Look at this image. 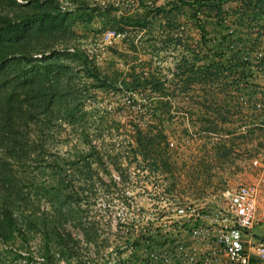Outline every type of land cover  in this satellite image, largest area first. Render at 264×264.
<instances>
[{"label":"trees","instance_id":"trees-1","mask_svg":"<svg viewBox=\"0 0 264 264\" xmlns=\"http://www.w3.org/2000/svg\"><path fill=\"white\" fill-rule=\"evenodd\" d=\"M71 1L72 9L60 10L58 0H0V264H58L60 258L99 264V222L86 219L82 202L101 185L122 193L111 177L103 181L100 171L110 173L105 159L118 170L122 154L138 167L171 172L164 120L173 126L182 113H194L200 100L189 92L192 85L208 95L211 84L233 75L230 84L241 80L252 89L251 66L264 72L263 54L254 56L264 36V0ZM93 17L97 26H91ZM76 20L93 33L106 25L127 27L128 45L135 50L139 41L151 56H132L125 70L103 71L76 42ZM166 46L174 52L171 64L162 66L154 56ZM113 84L146 92L134 100L151 118L144 126L123 125L121 143L110 139L104 149L86 127L81 87ZM203 106L196 117L207 130L209 104ZM64 136L70 142L62 149ZM16 239L26 243L24 253Z\"/></svg>","mask_w":264,"mask_h":264},{"label":"built area","instance_id":"built-area-1","mask_svg":"<svg viewBox=\"0 0 264 264\" xmlns=\"http://www.w3.org/2000/svg\"><path fill=\"white\" fill-rule=\"evenodd\" d=\"M58 6L60 10L73 8L69 0L61 1ZM123 35L122 31L108 28L102 33V41L110 43ZM263 49L264 36L254 56H261ZM167 144L170 147L172 140L167 139ZM111 174L116 183L120 182L116 172ZM154 184L160 185L171 198L162 193L164 200L149 202L143 209L122 200L126 208L134 207V210L128 216L112 218L109 231L99 235L104 244L98 252L99 264H261L264 261V239L254 238L251 231L256 184L239 181L221 190V198L204 200L173 196L172 187L164 179ZM34 259L37 263L43 260L40 255H34ZM59 262L65 264L62 258Z\"/></svg>","mask_w":264,"mask_h":264},{"label":"rangeland","instance_id":"rangeland-1","mask_svg":"<svg viewBox=\"0 0 264 264\" xmlns=\"http://www.w3.org/2000/svg\"><path fill=\"white\" fill-rule=\"evenodd\" d=\"M61 1L63 0H58V4ZM89 1L99 2L101 0ZM102 1L105 3L106 1L115 2L116 0ZM71 3L72 6H74L73 1H71ZM120 5L123 4L121 3ZM91 26H97L96 17H93ZM71 27L77 33L76 42L80 47L84 48L91 57H93L94 62L103 71H110L112 68L125 70L127 68L125 60L130 61L132 56H136V60H138L137 58L143 60L151 56V51L145 44H140L139 41H134L137 44L135 50L128 45L126 36L131 32L127 27H124V29H117L115 25H106L102 31L93 33L92 30L85 29L78 20L74 21L71 24ZM108 28H115L116 30L122 31L124 33L123 37L120 39H114L110 43H103L102 33ZM173 52L174 50L171 46L159 48L158 56H154V58L160 65L167 66L171 64V56H173ZM163 70L167 77L171 76L170 73L165 70V67ZM145 93L146 92L138 90H127L118 84L108 86L107 89L88 86V89L85 91L81 87L83 98L81 106L87 111L84 115V120L92 140L105 149L108 146V143L111 142L110 139L121 143V135L119 132H121L123 125L130 126L132 123H137L140 126H144V124L151 118V111L150 109H147L148 107L141 105L140 102L139 104L137 100L144 98L146 96ZM134 97H137V100H134ZM162 116L165 117V114ZM168 122L169 120H164L166 131L168 133L170 130L174 131L173 135L169 133L167 136L168 139L172 140V145H169L171 148L169 150L170 160L172 161L171 164L173 166L170 169L171 172L159 174L158 171H149L145 168L136 166L134 161H128V158L123 157L121 154V158L119 159L120 163H118L121 164L119 168L121 171L120 173L118 169L111 167V163L108 159H105L110 167V173L108 174L100 171L103 181L108 182L110 177L113 179L111 173L116 172L120 178L122 176L124 177V183H116V186L121 189L122 193L118 190H106L104 186L101 185L95 191L94 195H87L82 202L87 208L85 213L86 219H95L99 222L98 227H100L101 231L98 234V238L101 233L107 229L109 230V222H112V218L128 216L130 211L134 210V207L126 208L122 204V200L131 202L132 205L136 203L137 205L142 206L141 209H143V206L149 202L164 200L165 196H163V194L168 196V199L171 198V195L164 193L163 188H161L160 185H157L156 187L152 186L155 185L154 183H162L163 179L166 183L174 182L171 192L173 196L175 195L177 198L187 199L193 198L194 196L203 200L221 198V190L227 187L222 177H219L221 175L220 171L222 170V165H217L214 162L211 163V160H194L193 158L185 157L182 154L177 155L176 148H183L184 143L182 144V142L184 141L183 139H178L176 135H174L181 131L178 130L180 127L178 126L177 128L176 123L173 126H170L173 123L168 125ZM183 135L184 134L181 136ZM73 136L74 135H72V138ZM67 138L68 137L64 136L61 141H58L61 142L60 147L62 149L70 142V139ZM51 140L52 137L50 141ZM49 148L52 151V144ZM198 164L202 168L201 172L204 178L202 185H196L193 182L195 176L198 175ZM125 165H127V167H125ZM37 222L38 224L41 223V219L38 218ZM76 237H78L80 243L83 244L81 234L78 233ZM50 240L52 243V235ZM25 245L26 243L24 244L19 239H16V246H18L23 253L26 250ZM31 248L34 255H39L34 248V244ZM90 256L94 257L95 253L90 254ZM58 264H61L59 260Z\"/></svg>","mask_w":264,"mask_h":264},{"label":"crops","instance_id":"crops-1","mask_svg":"<svg viewBox=\"0 0 264 264\" xmlns=\"http://www.w3.org/2000/svg\"><path fill=\"white\" fill-rule=\"evenodd\" d=\"M231 76L219 78L211 84L208 95H203V89L196 83L192 85L189 92H193L200 102L194 103L192 115L182 113V121L177 123L178 130L182 128L185 131L176 133V137L184 141L183 148H176V153L222 165L219 177L227 187L238 181L256 184L251 231L254 238L264 239V72L251 66L250 80L255 84L252 89L241 80L230 84ZM203 96H206L204 101ZM204 104H209L207 114L210 125L207 130L202 129V123L196 117L205 112ZM178 106L184 108L186 104L179 103ZM170 134L173 135V132ZM253 159L256 162L253 163ZM198 167V175L193 182L202 185V168L199 164ZM187 199L203 200L195 196Z\"/></svg>","mask_w":264,"mask_h":264}]
</instances>
